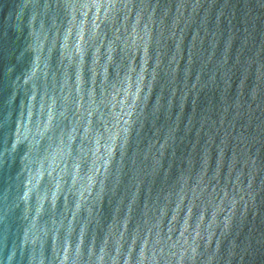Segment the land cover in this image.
Wrapping results in <instances>:
<instances>
[{
    "label": "water",
    "instance_id": "1",
    "mask_svg": "<svg viewBox=\"0 0 264 264\" xmlns=\"http://www.w3.org/2000/svg\"><path fill=\"white\" fill-rule=\"evenodd\" d=\"M0 264H264V0H0Z\"/></svg>",
    "mask_w": 264,
    "mask_h": 264
}]
</instances>
